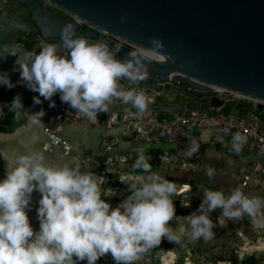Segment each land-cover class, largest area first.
I'll return each mask as SVG.
<instances>
[{
    "label": "clouds",
    "instance_id": "clouds-1",
    "mask_svg": "<svg viewBox=\"0 0 264 264\" xmlns=\"http://www.w3.org/2000/svg\"><path fill=\"white\" fill-rule=\"evenodd\" d=\"M37 39L33 50L22 53L15 44L0 41V60L16 57L12 71L20 73L17 83L39 93L33 97L34 105L42 104L43 97L54 108L53 97L59 94L61 102L91 121L110 112L114 100L143 115L151 98L140 85L148 79L153 62H162L165 57L170 60L159 38L150 40L151 47L134 45L125 59H117L124 48L123 38L117 43L94 39L79 33L72 23L63 26L56 41L49 42L44 36ZM125 80L135 87L125 89L120 83ZM16 86L9 73L0 71V87L11 90ZM4 107L15 118H26L34 125L42 123L46 114L43 109L26 111L20 94L10 104L0 106V116ZM198 148L192 141L189 157ZM139 159L138 166L147 175L138 185H131V195L113 208L102 199L115 195L113 189L102 194L103 177L81 172L79 166L50 165L39 151L20 155L16 167L0 180V264H79L85 260L97 264L109 253L115 264H133L162 238L178 241L168 227L176 216L171 199L176 185L153 173L143 155ZM206 174L211 178L214 169L209 168ZM34 191L41 194L36 209L38 231L28 215ZM216 209L228 219L244 214L256 218L264 215V199L249 197L239 188L228 195L223 190H207L197 211L184 217L193 240L212 238L215 225L210 214Z\"/></svg>",
    "mask_w": 264,
    "mask_h": 264
},
{
    "label": "water",
    "instance_id": "water-1",
    "mask_svg": "<svg viewBox=\"0 0 264 264\" xmlns=\"http://www.w3.org/2000/svg\"><path fill=\"white\" fill-rule=\"evenodd\" d=\"M51 14L53 17H48ZM66 23L76 25L79 33L94 39L117 43L123 38L124 48L117 55L121 60L134 45L151 47L152 38L163 40L164 54L170 60L165 57L162 62H153L148 79L140 85L157 99L146 112L175 117L193 111L219 110L229 102L219 95V91H226L244 96L238 98L260 102L257 110L264 116V0H4L0 3V41L15 44L21 53L25 49L33 50L40 36L49 42L58 40ZM15 60L12 56L0 60V71L9 73L11 81L17 84L13 88L14 96H22L29 113L40 107L48 110L49 101L41 97L43 103L34 105L33 97L39 93L17 83L20 73L12 71ZM160 97L167 102L162 103ZM181 99L185 102L175 104ZM134 111L124 105L110 107V113L119 118Z\"/></svg>",
    "mask_w": 264,
    "mask_h": 264
},
{
    "label": "crops",
    "instance_id": "crops-1",
    "mask_svg": "<svg viewBox=\"0 0 264 264\" xmlns=\"http://www.w3.org/2000/svg\"><path fill=\"white\" fill-rule=\"evenodd\" d=\"M58 14L63 15L60 12ZM48 17H53V14ZM14 97V95L3 94L0 106L10 104ZM222 99L225 100V98ZM160 100L162 103L167 102L164 97H160ZM183 102L185 100L181 99L175 104L179 105ZM248 104L252 105L250 102ZM226 106L227 104L219 110L223 112ZM7 109L4 107V115L0 116V180L6 177L7 170L16 167V160L20 155L35 151L43 153L46 162L50 165L79 166L81 172L95 174L97 168L110 155L108 151L103 149V141L107 138H120L124 143L114 149L111 154L124 156L131 165H134L133 173L138 176L147 175L143 170L141 172V167L138 166L139 158L143 155L152 165L151 171L153 173L175 184L190 186L192 194L198 195V197H204L207 190H223L228 195L236 188H239L249 197L262 198L264 193V179L256 178L251 172V164L258 159L257 156L250 154L245 161H240L223 140L215 141L209 132L201 135L205 147L198 150L194 156L189 157L188 151L191 146L188 143L175 145L134 143L129 141V136L134 132L133 129L109 130L105 126L95 128L84 121H76L66 125L61 133V137L74 150L72 154L66 155L62 148H55L52 152L45 149L49 139L44 130L52 127L47 109L42 118V123L38 125L32 124L31 121L23 117L15 118V114ZM41 109L42 107L37 110L33 109L30 113L39 112ZM206 112L217 114L219 111L208 110ZM100 114H104L106 118L111 113ZM165 154L172 157V162L168 167H160L159 157ZM81 157L87 158L88 161H81ZM209 168L214 169V175L211 178L206 174ZM129 173L126 165L119 168L118 174L121 177ZM40 199L41 194L34 191L31 210L28 212L30 222L37 231L40 224L36 209L39 207L38 201Z\"/></svg>",
    "mask_w": 264,
    "mask_h": 264
},
{
    "label": "built area",
    "instance_id": "built-area-1",
    "mask_svg": "<svg viewBox=\"0 0 264 264\" xmlns=\"http://www.w3.org/2000/svg\"><path fill=\"white\" fill-rule=\"evenodd\" d=\"M120 83L125 89L135 87L124 81H120ZM144 91L151 98L150 105L155 104L157 101L156 96L150 91ZM0 92V101L3 94L8 96L15 95L13 89L9 90L6 87H0ZM219 95L225 100L234 99L250 102L253 105V111L248 115H244L234 106L227 113L220 110H218L217 114L193 111L170 119L161 118L160 114L155 112H146L143 115L126 114L122 118H119L117 114H109L106 118L98 114L97 120L91 121L82 114L76 113V110L72 109L69 104L61 102L58 94L54 99L56 106L54 108L49 107L47 111L52 127L44 130L49 139L45 149L48 152H52L55 148H62L66 155L72 154L74 151L73 147L61 137V133L66 125L76 121H84L95 128L105 126L109 130L117 128L133 129L134 132L129 136V141L134 143H166L169 145L188 143L191 146V142L195 141L199 145L198 150L205 147L201 135L209 132L215 141L223 140L240 161H245L250 154L256 155L258 159L251 164V172L256 178L264 179V116L257 110L260 102L238 98L233 93L226 91H219ZM113 104L122 105L118 100H114ZM123 143L120 138H107L103 141V149L108 151L110 155L95 172V175L104 178L101 183V191L105 190L112 179L118 175L119 168L122 165H126L130 173L122 176L121 182L129 181L139 184L141 178L144 177L133 173L134 165H131L124 156L111 154L114 149ZM81 161H88V159L81 157ZM158 162L160 167H168L172 162V157L165 154L159 157ZM175 185L176 193L171 197L173 202L178 203L180 207L190 205L189 207L183 206L184 208H198L200 206L204 197H194L190 186L179 183ZM114 191L115 195L106 197L108 200L116 198V196L117 198L120 197L119 192L117 190ZM261 199H264V193ZM124 200H121V202ZM261 211L264 212V209ZM214 213L219 216L222 210L216 209ZM244 217L251 216L244 214ZM263 217L264 215H258L254 219Z\"/></svg>",
    "mask_w": 264,
    "mask_h": 264
},
{
    "label": "rangeland",
    "instance_id": "rangeland-1",
    "mask_svg": "<svg viewBox=\"0 0 264 264\" xmlns=\"http://www.w3.org/2000/svg\"><path fill=\"white\" fill-rule=\"evenodd\" d=\"M122 194L124 195L123 199H126L129 195H131V190L122 192ZM108 201L113 208L118 206L121 202H117V196L116 198L109 199ZM198 208H184L183 206L180 207V205H178V207H176V216L170 220L168 227L172 229L176 236L179 237V240L170 242L167 238H162L160 241L176 243L183 247L190 245L193 249H196V247L202 249V253L194 257L191 255V252L188 251L185 264H230L228 262L215 261V258L220 255L221 251H223L224 244L226 246L225 250L227 254L230 250H234L235 253L239 255L240 259H244L245 257L251 255H264V217L253 220H246L251 217L245 218L242 222L244 225L242 226V229L239 230L237 229V224L234 223V219L221 217V215L218 216L212 212L210 214V218L215 225L213 228L214 235L212 238L193 240L184 217L196 212ZM235 232H237V237L233 235ZM145 253L146 251L140 254L139 258L134 262L143 260V254ZM179 258L180 254L170 251L162 256L161 261L162 264H176Z\"/></svg>",
    "mask_w": 264,
    "mask_h": 264
},
{
    "label": "trees",
    "instance_id": "trees-1",
    "mask_svg": "<svg viewBox=\"0 0 264 264\" xmlns=\"http://www.w3.org/2000/svg\"><path fill=\"white\" fill-rule=\"evenodd\" d=\"M236 106L242 114L248 115L251 113L253 110V106L251 104H248L247 101L244 100H230L227 103V106L225 107L224 111L225 113L231 111V109ZM161 118H172L169 114H160ZM141 172L142 168H141ZM142 174V173H141ZM121 175L118 174L116 175L112 181L106 186V189H113L117 190L120 193V197L118 198V201H121L124 198V195L122 192H127L128 190L130 191V186L136 183H131L129 181L126 182H121ZM138 185V184H137ZM105 190H102V194ZM194 197H198V195H194ZM102 199H105L106 202H109L106 197L102 196ZM175 207H178V203H174ZM244 215H242L240 218H234V223L237 224V229H242V226L244 225L242 222L245 220ZM253 220L254 218H247L246 220ZM234 236L237 237V232L233 234ZM224 249L221 251L220 255L215 258V261L218 262H228L230 264H264V255H251L247 256L244 259H240L239 255L235 253L234 250H230L228 254L226 253V246L225 244L223 245ZM174 252L177 254H180V258L177 260L176 264H185L186 263V258H187V252L190 251L191 255L197 256L200 253H202V249L199 247H196V249H193L192 247L189 246H181L176 243H169V242H159L157 246H154L146 251L145 254H143L144 259L138 262H133V264H162V256L167 253V252ZM230 254V255H229ZM229 255V256H227ZM75 259V258H74ZM213 260V259H212ZM79 264H87V261H80ZM97 264H115V261L111 254H106L105 256L101 257L98 261Z\"/></svg>",
    "mask_w": 264,
    "mask_h": 264
},
{
    "label": "bare ground",
    "instance_id": "bare-ground-1",
    "mask_svg": "<svg viewBox=\"0 0 264 264\" xmlns=\"http://www.w3.org/2000/svg\"><path fill=\"white\" fill-rule=\"evenodd\" d=\"M234 95H236V96H238V97H244V96H242V95H239V94H236V93H235Z\"/></svg>",
    "mask_w": 264,
    "mask_h": 264
},
{
    "label": "flooded vegetation",
    "instance_id": "flooded-vegetation-1",
    "mask_svg": "<svg viewBox=\"0 0 264 264\" xmlns=\"http://www.w3.org/2000/svg\"><path fill=\"white\" fill-rule=\"evenodd\" d=\"M4 0H0V3H2Z\"/></svg>",
    "mask_w": 264,
    "mask_h": 264
}]
</instances>
